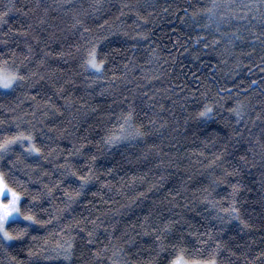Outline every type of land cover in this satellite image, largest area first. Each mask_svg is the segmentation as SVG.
Returning <instances> with one entry per match:
<instances>
[{"label":"trees","instance_id":"obj_1","mask_svg":"<svg viewBox=\"0 0 264 264\" xmlns=\"http://www.w3.org/2000/svg\"><path fill=\"white\" fill-rule=\"evenodd\" d=\"M4 12L0 61L25 79L0 88V139L31 132L42 153L18 144L0 170L25 214L53 188L32 211L57 219L0 245V264H264V0H0ZM97 42L102 74L85 66ZM68 165L91 170L78 197Z\"/></svg>","mask_w":264,"mask_h":264},{"label":"snow or ice","instance_id":"obj_2","mask_svg":"<svg viewBox=\"0 0 264 264\" xmlns=\"http://www.w3.org/2000/svg\"><path fill=\"white\" fill-rule=\"evenodd\" d=\"M102 5L97 4V7ZM213 8L217 5L213 4ZM7 15V12L0 13V18ZM212 11L209 9L208 19H212ZM6 22V21H4ZM99 42L93 44L87 50V58L85 61V66L95 73L102 74L105 69V64L107 57L101 58L100 53L98 52ZM25 79V76L20 74V71L8 64L6 60L0 61V88L5 90H14L15 87L19 85ZM236 113V116H240V111L238 108L232 109ZM213 114V108L210 106H205L204 110L199 113L201 117H210ZM134 119L133 112L130 110L125 117H123V123L119 125L120 134L119 135H109L105 138L106 145H111L118 142L120 139L126 138L124 132V125L129 124ZM19 125H17V129ZM137 135H143V133L137 130ZM27 145L25 155L30 154H41L42 148L38 147L35 142L34 135L31 132L17 131L13 135H5L0 139V159H3L4 155L10 152L16 145ZM94 159V157H93ZM243 159V157L241 158ZM215 162V161H213ZM227 174V173H226ZM62 178L64 176L76 177L77 182L79 183V189L76 190L75 196L78 197L81 195V191L87 186L89 180L91 179V170L89 169V175H77L75 171L72 170L70 165L67 166V169L64 173L61 174ZM61 181L57 182V185ZM234 189L236 186H233ZM46 191L38 192L36 195L32 196V199L25 204V208L28 214H25V211H22L21 204L24 201V193L17 191L16 188L11 186L9 180L3 170H0V245L8 244L14 240H18L24 234L28 233V230L35 226H44L46 224H51L53 220L57 219L56 216H49L47 219H39L35 214H33L34 207H41V205L34 204V201H37L41 195L51 196L53 188L45 186ZM64 195L67 197L69 204L74 200V196L68 192H65ZM223 211L228 212L231 216H234L236 219H240L239 209L231 206L229 209H223ZM90 223L95 225V221H90ZM12 228L13 231L9 229ZM63 231V229H62ZM14 232L16 233L14 235ZM95 228L88 232L89 243L92 242L94 238ZM72 244L68 243L67 248L63 245H58L57 255L63 253L65 260L70 259L72 253ZM30 255H35L30 252ZM99 256V252L96 253ZM113 264H116L113 261ZM171 264H189L187 260L184 259L183 255H177L176 258L171 262ZM193 264H216L215 259L208 261H195Z\"/></svg>","mask_w":264,"mask_h":264},{"label":"rangeland","instance_id":"obj_3","mask_svg":"<svg viewBox=\"0 0 264 264\" xmlns=\"http://www.w3.org/2000/svg\"><path fill=\"white\" fill-rule=\"evenodd\" d=\"M193 262H195V261H190L189 264H193ZM201 262H203V261H201Z\"/></svg>","mask_w":264,"mask_h":264}]
</instances>
